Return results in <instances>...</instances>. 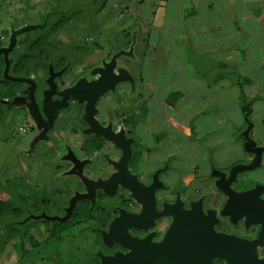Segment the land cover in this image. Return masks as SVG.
<instances>
[{"label":"flooded vegetation","instance_id":"obj_1","mask_svg":"<svg viewBox=\"0 0 264 264\" xmlns=\"http://www.w3.org/2000/svg\"><path fill=\"white\" fill-rule=\"evenodd\" d=\"M69 22L55 20L38 26L50 28L53 34L44 37L37 34L29 38V42L16 44L8 56L9 74L32 79L35 87L32 89L27 82H17L11 96L0 97V126L2 122L24 119L17 126L16 135L38 136L42 130L38 123L49 120L48 105L52 113L40 153L34 154L31 139L17 145V151L29 162L23 164L24 167L19 166L12 184L10 201L14 209L12 227L15 236L25 238L41 223L47 237L36 244L50 249V257L57 264H103L105 259L127 255L131 251L112 236L108 240L104 238V233H110L111 225L122 219L124 225L120 223L116 228L118 236L140 241L148 239L147 247L156 248L160 257L167 247L171 264H229L236 258L235 250L227 252L220 248L223 251L218 252L223 258L212 257L209 263H201L198 259L207 251L210 242L206 231L200 230L202 224L197 218L210 222L214 240L226 236L254 243L258 238L261 222L253 219L256 214L253 203L248 207L253 211L251 219L243 210L245 205H233L218 183L219 174L226 182L234 165L227 173L215 171L212 180L208 181L167 180L164 174L173 165L172 157H159L157 137L160 135L153 139L152 147H147L139 135L134 134L131 117L139 122L144 115L136 87L131 90L124 82L97 95L93 105L92 116L97 125L117 135L130 148L125 166L129 187L120 181L113 183L112 177L119 172L124 151L113 140L94 130L86 116L88 98L83 90L96 81L100 70L105 68L103 55H108L109 62L119 51L128 53L129 45L124 40L118 50L110 53L97 42L96 49L100 52L97 56L85 43L75 44L76 38H68L66 27ZM8 33L9 30L0 29V46L7 44ZM123 33L127 35L126 31ZM41 38H44L43 43L30 47ZM28 56V61L23 64L20 59ZM31 56L36 57L32 60ZM17 64L21 67L18 71ZM121 64L118 63L121 67L127 65ZM39 70L42 76L38 75ZM70 90L79 92L67 93ZM131 91H134L133 100ZM30 97L34 99L40 119ZM36 155L45 161L56 162L39 164V169L34 171L38 179L31 182V160ZM257 185L264 186V180L236 172L229 187L233 192L243 193ZM31 191H42V195L29 202ZM259 198L264 200V192ZM255 247L258 257L264 258V239L262 244L255 243ZM168 260L165 261L170 264Z\"/></svg>","mask_w":264,"mask_h":264},{"label":"crops","instance_id":"obj_2","mask_svg":"<svg viewBox=\"0 0 264 264\" xmlns=\"http://www.w3.org/2000/svg\"><path fill=\"white\" fill-rule=\"evenodd\" d=\"M159 16L154 46L139 42L144 117L134 134L147 147L160 135L159 157H172L167 180H212L261 147L260 165L243 174L263 181L264 0H168Z\"/></svg>","mask_w":264,"mask_h":264},{"label":"rangeland","instance_id":"obj_3","mask_svg":"<svg viewBox=\"0 0 264 264\" xmlns=\"http://www.w3.org/2000/svg\"><path fill=\"white\" fill-rule=\"evenodd\" d=\"M0 0V29L8 31L21 28L25 25H35L34 29L23 32L17 36V45L29 42L35 35L47 36L53 34L50 28H39L48 21L63 20L70 21L67 24V36H73L75 44L85 43L92 48L93 53L98 56L97 42L110 53H113L119 45L126 40L128 53H120L116 58L118 63H125L129 79L121 81L127 82L129 87L134 89L140 80L143 63L139 58L140 51L143 52L144 45L140 48L139 42H145L148 38L150 46L156 40L157 34L151 29L152 25H158L161 10L168 0ZM170 3V2H169ZM179 7L194 5L192 2L179 3ZM35 9L37 11H35ZM191 9V8H190ZM185 11V14H188ZM182 12V11H181ZM184 15V12L181 13ZM84 24V27L83 25ZM175 24V23H174ZM86 25V26H85ZM48 27V25H47ZM38 29V30H37ZM11 30V29H10ZM10 30L8 36L10 35ZM124 31L127 35H124ZM39 36V37H40ZM44 37V36H43ZM30 38V39H29ZM9 40V38H8ZM8 43V41H7ZM76 46V45H74ZM94 46V48H93ZM152 47L154 44L151 45ZM73 47V46H72ZM103 50V48H101ZM118 50V49H117ZM195 50V49H194ZM191 52V51H190ZM76 56V55H74ZM103 62H107L108 55H103ZM142 63V65H141ZM105 66V65H104ZM121 67V66H119ZM200 66H198L199 68ZM28 120V119H27ZM24 119H16L14 122H2L0 126V200L10 201L13 195L12 184L16 179L19 166L28 163L25 155L17 151V145L31 139L34 146V154L40 153L44 145V139L35 141L37 136L16 135L17 126ZM162 132V131H161ZM233 132V131H232ZM232 135H238L236 131ZM19 142V143H18ZM47 159V158H45ZM31 182L36 181L37 175L34 171L39 169L41 163L52 164L56 160L47 161L36 155L32 160ZM30 161V162H31ZM34 175V176H33ZM42 195V191L29 193L28 201H35ZM13 214L9 211L0 215V264H57L50 257V249L46 246H38L31 249L32 243H40L46 239L47 233L39 223L38 226L31 229L25 238L18 236L8 237L7 229L13 226ZM21 242V244H20ZM22 246L19 247V246Z\"/></svg>","mask_w":264,"mask_h":264},{"label":"water","instance_id":"obj_4","mask_svg":"<svg viewBox=\"0 0 264 264\" xmlns=\"http://www.w3.org/2000/svg\"><path fill=\"white\" fill-rule=\"evenodd\" d=\"M36 26L35 25H25L21 28L18 29H13L10 28V35H9V40L8 43L4 46H0V54L3 56L4 59V67H3V77L7 80L13 81V82H27L31 84V88L34 89L35 87V82L32 79H27V78H22V77H16L13 75L9 74V66H10V60L8 58L9 53L16 47L17 45V36L22 34L25 31H28L30 29H34ZM120 51L115 53L112 57L109 63L105 64V68L100 70V76L99 78L94 81L89 83V85L83 90L85 92L87 98H88V103H87V108H86V113H87V119L90 122V124L93 126L95 131H98L99 133L105 135L106 137L110 138L113 140L118 146H120L123 149V156L120 162L119 166V172L115 173L112 177L113 183H116L117 181H120L122 185L125 187H129L127 180H126V171H125V166L126 162L130 156V148L128 146L127 142H124L121 138H119L117 135H115L112 132H109L105 129H102L97 125L93 118V105L95 98H97V95L101 94L102 92L108 90V89H114L115 86L120 83L121 81L129 79L127 70L124 67H116L117 62H116V57L120 55ZM39 76H42V71L39 70L38 72ZM93 92L91 95L90 92ZM70 92H79L78 90H73V91H68L67 93ZM31 95V93H30ZM32 105L36 111L38 119H40L39 113L36 109L34 99L30 97ZM65 102V99L63 100ZM64 102L62 104H64ZM54 103V102H50ZM49 120L48 122H39L38 126H42V130L40 135H38L35 138L36 140L39 139H45V131H47L48 126L51 125V120H52V113L50 112L49 105H48V110H47ZM249 144V142H246V145ZM247 148V147H246ZM250 150V149H248ZM255 153V158L249 163L246 164H237L231 167L228 178L226 182L223 180V175L219 174V180L218 183L221 184V191L229 197V201L233 205H239V204H244L245 209L244 212L246 215L252 219V213L250 208L251 203L255 206L254 210L256 214L254 215L253 219L254 220H259L261 222V231L259 233L258 238L254 241L245 240V239H236L232 237H226V236H220L218 240L213 239V234L210 229V222L208 223L206 220L198 217L197 219L201 222L202 226L200 230L206 231V235L209 237V242L208 244L209 247L207 251L199 256V260L202 262L207 261V263L210 262V258L212 257H217L219 259H222L223 257L221 253L218 251H231L235 250L236 251V258L232 259V261L229 262V264H264V258L260 259L258 257L255 243L262 244L263 239H264V200L259 198V195L264 192V186L257 185L255 188L245 191L243 193H236L233 192L229 184L230 182L234 179L236 172H243L246 170L253 169L254 167L258 166L261 161V153H262V148L257 147L251 149ZM124 225V221L122 222L121 220L115 221L111 227H110V233L105 234L104 233V238L105 240H108L110 236L114 237L117 241H119L122 245L126 247H130L131 251L127 255H120V257H113V258H108L103 261V264H168L165 260H168V251L169 249L165 247L163 249L164 255L160 257L157 254L156 248H148L147 244L149 243V240L146 239L145 241H140L137 239H133L130 237H126L125 235L123 236H118L116 234V228L118 227L117 225L119 224ZM120 224V225H121ZM172 233V227L168 231L169 237ZM203 236V234H201ZM220 248H223L221 250ZM169 261V260H168ZM170 262V261H169ZM171 264V262H170Z\"/></svg>","mask_w":264,"mask_h":264},{"label":"trees","instance_id":"obj_5","mask_svg":"<svg viewBox=\"0 0 264 264\" xmlns=\"http://www.w3.org/2000/svg\"><path fill=\"white\" fill-rule=\"evenodd\" d=\"M64 20V18H62ZM67 20V18L65 19ZM44 42V38L39 39V41L33 43L30 45V47H35L40 43ZM2 55L0 54V97H4V96H11L14 92V85L17 84V82H13L10 80H7L3 77V66H4V60L1 57ZM36 56L34 57H30L32 60L35 59ZM28 57H23L22 59H20V61H23L25 64L28 61ZM21 66H23L21 64ZM20 65H16V69L17 71L20 70ZM0 114H1V107H0ZM137 123V120L134 117H131V125L132 127L135 126V124ZM7 211L11 212L12 214L14 213V209L12 208V203L11 201H1L0 200V215L2 216L4 213H6ZM7 233H8V237L13 236L15 234V229L13 227H9L7 229ZM37 248V244L32 242V249H36ZM30 249V250H32Z\"/></svg>","mask_w":264,"mask_h":264},{"label":"built area","instance_id":"obj_6","mask_svg":"<svg viewBox=\"0 0 264 264\" xmlns=\"http://www.w3.org/2000/svg\"><path fill=\"white\" fill-rule=\"evenodd\" d=\"M0 23H1V20H0Z\"/></svg>","mask_w":264,"mask_h":264}]
</instances>
